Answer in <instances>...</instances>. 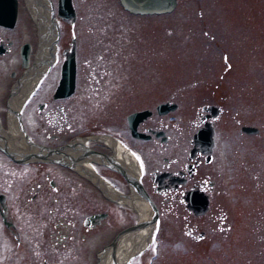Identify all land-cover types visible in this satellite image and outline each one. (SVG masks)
<instances>
[{
	"label": "rangeland",
	"instance_id": "obj_1",
	"mask_svg": "<svg viewBox=\"0 0 264 264\" xmlns=\"http://www.w3.org/2000/svg\"><path fill=\"white\" fill-rule=\"evenodd\" d=\"M20 1L19 23L12 31L16 49L24 41L31 42L34 49L37 34L25 33L29 13ZM75 2L79 11L75 20L79 92L98 95L85 118L81 113L89 105L81 104L79 130L119 133L131 113L144 109L155 113L159 103L174 102L176 111L166 116L170 125L187 126L208 103L223 107L220 127L239 130L250 125L260 131L239 137L238 188L220 199L221 208L213 207L215 221L207 230L212 239L191 241L183 230L184 211L175 217L168 214L160 224L157 253L151 249L143 254L141 263L133 264L152 258L150 264H264V0H180L174 12L161 16L131 15L123 11L119 0ZM64 36L70 38L65 31L63 40ZM60 64L51 72L55 77ZM248 64H254L250 71L245 70ZM12 67L7 63V72ZM55 79L50 78L45 92L52 89ZM11 83L8 80L5 85ZM232 116L240 125H229ZM84 215L81 212L76 220ZM113 224L115 232L128 219L117 217ZM3 244L0 264H41L30 245L28 254L11 253L4 259L9 244ZM102 244L103 239L88 247L79 264H93Z\"/></svg>",
	"mask_w": 264,
	"mask_h": 264
},
{
	"label": "flooded vegetation",
	"instance_id": "obj_2",
	"mask_svg": "<svg viewBox=\"0 0 264 264\" xmlns=\"http://www.w3.org/2000/svg\"><path fill=\"white\" fill-rule=\"evenodd\" d=\"M17 3L18 11L13 24L0 23V116L3 120L7 118V100L11 88L23 70L22 48L26 45L29 47L32 62L39 45L37 36L34 49L29 41L19 44L16 49V37L12 31L19 23L22 2L17 0ZM10 8L8 0H0V11L8 9L10 12ZM26 12L29 13L27 6ZM25 21L29 22L25 33L37 34L30 14ZM60 24L62 35L57 57V65L61 61L59 71L55 77L51 73L53 68L25 105L22 116L28 133L38 143L53 147L67 144L72 139L92 137L88 141L89 148L112 158L132 180L136 181L140 176L142 186L159 210L161 224L166 215L172 214L175 217L178 211H184V234L197 243L211 240L207 230L215 221L213 207L221 208L220 199L230 197L231 192L234 193L231 189L238 188L239 181L235 172L239 174L241 161L239 137L251 133L242 130V127L239 130L245 135H241L238 129L234 130V127H220V123L224 122L222 116L225 111L220 104L208 103L202 107L215 105L217 115L213 116L210 111L201 108L197 120H191L187 126L171 124L170 127L166 119L168 113L160 115L157 110L154 113L144 109L150 110L152 114L137 124V131L146 133L148 138L133 135L129 115L125 118L126 128H120L119 133L95 128L79 130L81 104L89 105L88 111L81 113V117L85 118L91 114L90 106L95 107V97L98 95L96 92L93 96L90 92L80 94L77 77L79 70L76 66L74 92L65 98L55 97L61 79L60 67L66 56L74 50L77 64L79 62L77 34L74 48L72 26L61 19ZM64 31L66 36L70 35L67 40L65 36L63 40ZM7 63L13 64L8 72ZM251 65L254 64H248L245 70L250 71ZM108 66H105L106 70ZM226 67L230 68L228 65ZM100 72L105 73V70ZM50 78L55 79L54 85L49 92H45ZM8 80L13 85L7 87L5 83ZM106 97L110 99V96ZM228 120L229 125H240V120L235 116ZM199 129L203 130L202 143L196 145L195 134ZM104 135L112 139H98ZM91 166L101 178L113 185L111 192L117 190L125 195L133 194L134 189L126 175L99 163L93 162ZM0 196V245L4 247L6 241L9 244L4 259H9L11 253L13 255L23 251L25 255L28 254L30 245L41 264H79L88 247L103 239L100 246L103 249L120 231L135 224L139 217L135 209L104 198L102 191L92 181L68 167L59 164H19L1 151ZM205 201H208V209L204 214H199ZM81 212H85V215L77 221L76 216ZM93 215L95 218L86 223L87 218ZM117 217H127L128 224L114 232L113 221L116 222ZM223 222L225 217L220 220V223ZM78 224L80 229L77 230ZM95 257L93 264L96 263ZM142 257L136 261L141 263Z\"/></svg>",
	"mask_w": 264,
	"mask_h": 264
},
{
	"label": "water",
	"instance_id": "obj_3",
	"mask_svg": "<svg viewBox=\"0 0 264 264\" xmlns=\"http://www.w3.org/2000/svg\"><path fill=\"white\" fill-rule=\"evenodd\" d=\"M25 2L30 10L31 18L34 19L39 31L38 52L35 58H33V65L25 71L21 79L15 84L7 100L8 113L5 120L6 129L3 127L0 119V151L7 154L8 157L17 163L61 164L92 181L108 200L111 199V201L122 204L129 200V203L132 205L131 207L137 211L139 216L136 224L121 231L114 237V240H112L110 244L100 250L97 253L96 264H104L108 258L112 261L110 264H131L134 258L147 251L148 246L141 248L139 245L131 252H128L124 257H120L117 251L118 248H120L119 246H121V241L127 236L144 233L146 234V238H149V246H151L159 229L158 225L160 224L158 209L143 188L140 177H138L136 181L132 180L119 164L113 162L112 158L89 148L88 141L92 139V137L77 138L70 141L65 146L51 148L35 142L25 130L22 121V111L28 101L27 99H29L34 91H37L34 88H36L48 70L56 63L58 41L60 37V25L55 17L51 0H25ZM120 3L125 10L140 15H162V13H172L178 6V0H120ZM71 5L70 0H60V8L58 11V15L69 22L71 18L75 17V10ZM14 8L15 7L12 8V14L11 12H5L7 10L0 11V23L7 24V22H9L7 18H14ZM5 14H8L6 19L4 17ZM23 58L25 60V65L28 66L29 55H24ZM75 66V60L71 54L64 63L63 81L59 87V90L63 91V94H70V92L73 91L75 83L74 76L76 74ZM164 107L165 106H159L158 109L160 112H166L167 110L175 108V106H172L169 107V109L163 110ZM209 109L215 111L213 107H209ZM144 116L145 113H137V115L133 114L129 117L130 128L134 136L145 137L136 131L137 123L140 122ZM242 130L249 133L258 131L256 128L251 129L249 127H244ZM201 138V135H196L195 140L197 144L201 141ZM98 139L107 141V139L109 140L112 138L104 135L99 136ZM92 162L112 167L116 171L126 175L130 181V186L134 189L133 194L130 196L118 191L111 192L109 189H113L114 187L104 178H100L95 170L89 168ZM133 200L135 203H131ZM141 205L142 209L144 208L142 214L139 208ZM207 207L208 201L203 202L202 210L199 211V214L205 212ZM92 218L94 217H91V219L89 218L87 221L92 220Z\"/></svg>",
	"mask_w": 264,
	"mask_h": 264
},
{
	"label": "bare ground",
	"instance_id": "obj_4",
	"mask_svg": "<svg viewBox=\"0 0 264 264\" xmlns=\"http://www.w3.org/2000/svg\"><path fill=\"white\" fill-rule=\"evenodd\" d=\"M32 65H33V61L32 63H30L29 61L28 68H30ZM126 203L127 204L125 205V207L132 206L129 203V200ZM131 203H135V201L133 200L131 201ZM139 208L142 214L144 212V208L142 209V205ZM120 245L121 246H119L120 248H118V251H117V254L120 257H124L125 255H127L128 252H131L134 248H136L139 245L141 246V248L143 247L145 248L146 246H148L147 250L150 248L149 238H146V234L144 233L143 234L138 233V234H133V236L132 235L127 236L121 241ZM111 262H112L111 259L108 258V260L104 262V264H110Z\"/></svg>",
	"mask_w": 264,
	"mask_h": 264
}]
</instances>
